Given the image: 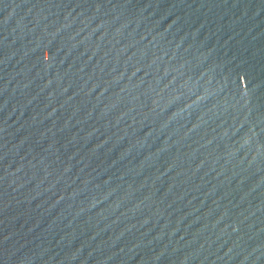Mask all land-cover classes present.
<instances>
[{"label": "water", "instance_id": "obj_1", "mask_svg": "<svg viewBox=\"0 0 264 264\" xmlns=\"http://www.w3.org/2000/svg\"><path fill=\"white\" fill-rule=\"evenodd\" d=\"M0 264H264V0H0Z\"/></svg>", "mask_w": 264, "mask_h": 264}]
</instances>
